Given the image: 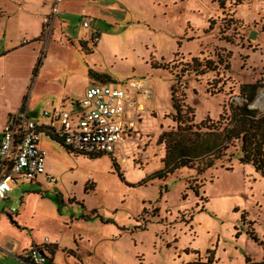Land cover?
Masks as SVG:
<instances>
[{
  "label": "rangeland",
  "instance_id": "rangeland-1",
  "mask_svg": "<svg viewBox=\"0 0 264 264\" xmlns=\"http://www.w3.org/2000/svg\"><path fill=\"white\" fill-rule=\"evenodd\" d=\"M3 1L12 13L23 2ZM59 6L57 21L46 23V16L36 38L35 25L16 15L8 21L0 53L18 49L0 58L4 100L16 106L26 90L22 106L28 100L39 115L63 100L81 101L88 84H102L94 75L109 77L114 87L142 80L153 97L141 100L145 111L112 156L69 154L43 134L46 175L54 181L39 176L40 185H13L7 212L15 215L24 193L35 192L23 218L36 241L57 238L64 251L54 264H264V177L239 162V143L202 174L183 168L147 181L163 167L160 134L176 129L173 87L196 125L217 121L245 85H256L253 102L264 93V0H63ZM193 59L202 65L198 71L207 61L215 70L196 75ZM250 109L263 114L264 100ZM92 211L103 222L82 218ZM14 256L5 253L4 264H24Z\"/></svg>",
  "mask_w": 264,
  "mask_h": 264
},
{
  "label": "built area",
  "instance_id": "built-area-1",
  "mask_svg": "<svg viewBox=\"0 0 264 264\" xmlns=\"http://www.w3.org/2000/svg\"><path fill=\"white\" fill-rule=\"evenodd\" d=\"M60 1L52 0L46 23L56 19ZM89 25L84 19L82 27L88 29ZM152 97L153 91L144 81L130 80L120 87L90 84L82 100L72 103L69 109L59 107L43 111L41 116L46 120L43 123L21 106L7 118L1 133L0 200L7 198L13 185L30 183L39 176H44L47 183L54 181L45 174V153L40 147L43 134L59 142L70 153L112 156L117 149L123 148L140 113L145 111L141 100L150 101ZM244 103L247 101L238 95L230 100L231 105ZM48 242V238H44L43 245L29 249L26 254L28 264L47 262Z\"/></svg>",
  "mask_w": 264,
  "mask_h": 264
},
{
  "label": "trees",
  "instance_id": "trees-1",
  "mask_svg": "<svg viewBox=\"0 0 264 264\" xmlns=\"http://www.w3.org/2000/svg\"><path fill=\"white\" fill-rule=\"evenodd\" d=\"M192 64L196 75L205 74L204 70L213 71L216 67L213 62L207 61L204 70L198 71L202 65L196 59L192 60ZM153 68L167 69L165 66H154ZM94 76L103 79L102 84L111 82V79L105 75ZM248 90L249 92H246ZM241 93L238 96L244 98L247 103L240 106L230 104L227 109L228 112L224 108L217 121L213 122L207 118L196 125L192 123L193 113L191 109L183 106L180 103L183 100L179 101L175 97L173 87L171 89V104L174 111L172 121L176 123V129L160 134L157 143L164 146L163 167L149 176L147 181L163 180L168 175L183 168L195 170L197 174H202L207 169L212 168L217 161H221L226 155V151L235 142L239 143V162L251 165L255 172L264 177V113L259 114L258 111L249 108L255 97L256 85L243 86ZM189 114L192 116L189 117ZM67 152L70 154L69 150ZM87 157L97 159L101 155ZM147 181L143 180L142 182ZM82 218L86 221L99 219L103 222L94 211L82 215ZM249 235L255 239L251 234ZM56 249V246H52L51 249L47 250L48 259L45 264H52Z\"/></svg>",
  "mask_w": 264,
  "mask_h": 264
},
{
  "label": "crops",
  "instance_id": "crops-1",
  "mask_svg": "<svg viewBox=\"0 0 264 264\" xmlns=\"http://www.w3.org/2000/svg\"><path fill=\"white\" fill-rule=\"evenodd\" d=\"M62 1L63 0L60 1V4L62 3ZM65 2L67 4L69 2V0H64V3ZM51 4H52V0H23V2L19 1L18 4H16V11H15L16 13L15 12L12 13V12L7 11V5H5V2L3 0H0V10H3L5 12V18L4 19L1 20V16H0V39L5 38L6 29L8 26V21H10V18L12 15H16L17 17H19L22 20V22H25L27 24L31 23V25H35L36 34L33 36V38H36V36L41 31L44 18L50 14L51 6H52ZM30 6L34 7L35 11H33V10L31 11ZM60 9H61V7L59 6L58 13L60 12ZM62 10H63L62 13H65L68 15H76V16L80 15L79 13L71 12L68 9L62 8ZM58 13H57V16H58ZM73 13H76V14H73ZM81 17L83 18L82 21L84 19H87L84 16H81ZM55 21H57V17H56ZM89 28H90V25H89ZM28 44H32V43L30 42ZM28 44H25V45H28ZM23 46L24 45H22V43H21L20 47H23ZM17 49L18 48H12L11 50H5V51L1 52L0 58L5 57L6 55H8V53L15 51ZM34 51H36V49ZM37 55L38 54L35 53L34 57H36ZM34 67H35V64H34ZM32 72L34 73V69L32 70ZM88 86H89V84H88ZM2 89H3V87L0 90V139H1V133H2L3 126H4L7 118L11 114L16 112L22 106V104H23L22 102L24 100V93L26 92V90H24L20 94L19 103L16 106H13L8 100H4L2 98V95H1ZM75 102H77V101L66 99L60 103V106L54 107V108L48 109V110H53V109L59 108V107H65L66 108V106H70L72 103H75ZM25 107L29 111L30 115L35 116V117L41 115V114L37 115L36 113L31 111V109H29L28 100L25 101ZM117 151L121 152V148L117 149L115 152H117ZM45 162H46V160H45ZM45 174H46V164H45ZM27 184L40 185V182L38 181V177H37L34 181L27 183ZM14 186H16V185H14ZM12 191H13V189L9 193H11ZM31 191H33V190H31ZM9 193L7 194V198L5 200H0V202H2V203H0V264H4L5 253H7L11 256L16 255V256H14L15 258L24 262V264H28L27 260H26L27 252L32 247L43 245L44 244V238H48V241H49L48 242L49 245H47V247H46L47 250L51 249L52 246L57 247V249L55 250L54 256H53L52 264H54L56 253L59 250L60 251L62 250V252L64 251L62 249V247H60L57 238L52 239L50 236H47V237L45 236L43 238L42 242L36 241L33 237V233H34L33 225L28 224V222L23 218V215L25 214V212L30 208V202L35 197L34 196L35 192L24 193V196L21 197V202L19 204V210L16 211L15 215H13L11 213L9 214L7 212L8 208L4 204V203L10 202V205H13V204H11ZM20 212H22V214H20ZM33 217H35V213L33 214ZM27 232H29V236L28 235L26 236ZM42 232L46 233V230L43 229Z\"/></svg>",
  "mask_w": 264,
  "mask_h": 264
},
{
  "label": "bare ground",
  "instance_id": "bare-ground-1",
  "mask_svg": "<svg viewBox=\"0 0 264 264\" xmlns=\"http://www.w3.org/2000/svg\"><path fill=\"white\" fill-rule=\"evenodd\" d=\"M85 32H86V31H85ZM263 100H264V94H261V95H260V98H258L256 101H254L253 104H254V105H257V104H259V103H260L261 101H263ZM253 104H252V105H253Z\"/></svg>",
  "mask_w": 264,
  "mask_h": 264
},
{
  "label": "water",
  "instance_id": "water-1",
  "mask_svg": "<svg viewBox=\"0 0 264 264\" xmlns=\"http://www.w3.org/2000/svg\"><path fill=\"white\" fill-rule=\"evenodd\" d=\"M250 38H251V39H254V35H253V34H251V35H250Z\"/></svg>",
  "mask_w": 264,
  "mask_h": 264
}]
</instances>
